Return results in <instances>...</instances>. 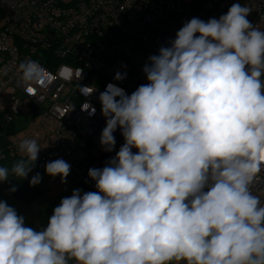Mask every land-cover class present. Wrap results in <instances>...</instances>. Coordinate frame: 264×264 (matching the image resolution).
Masks as SVG:
<instances>
[{
	"label": "clouds",
	"instance_id": "9594fccd",
	"mask_svg": "<svg viewBox=\"0 0 264 264\" xmlns=\"http://www.w3.org/2000/svg\"><path fill=\"white\" fill-rule=\"evenodd\" d=\"M251 11L233 3L219 18H191L148 57L147 83L131 94L106 86L100 144L112 152L117 129L124 143L88 170L96 191L74 189L39 230L0 200V264H264V199L253 193L264 182V30ZM19 68L25 82L38 75L31 61ZM41 149L22 140L0 183L28 178ZM70 170L63 159L45 165L62 183Z\"/></svg>",
	"mask_w": 264,
	"mask_h": 264
},
{
	"label": "built area",
	"instance_id": "2783aa9c",
	"mask_svg": "<svg viewBox=\"0 0 264 264\" xmlns=\"http://www.w3.org/2000/svg\"><path fill=\"white\" fill-rule=\"evenodd\" d=\"M233 3L251 8L247 19L264 30V0H0V136L8 138L3 154L22 156L18 144L36 139L42 148L37 162L63 159L71 166L65 183L96 190L88 170L104 167L124 143L117 129L114 150L102 148L106 121L99 94L109 84L131 94L147 83L142 69L148 57L186 21L219 18ZM29 61L38 75L25 82L19 65ZM78 86L96 91L86 96ZM85 102L96 109L94 116L81 110ZM51 181L62 183L59 176ZM253 193L264 199V182Z\"/></svg>",
	"mask_w": 264,
	"mask_h": 264
},
{
	"label": "rangeland",
	"instance_id": "374dc122",
	"mask_svg": "<svg viewBox=\"0 0 264 264\" xmlns=\"http://www.w3.org/2000/svg\"><path fill=\"white\" fill-rule=\"evenodd\" d=\"M40 175L42 180L37 186L41 189L42 194L30 204L13 195L6 186L7 182L0 183V200L6 201L8 205L17 210L19 215L24 216L28 227L34 225L38 230L41 227L47 226V221L42 213L44 207L53 210L60 203L61 199L65 196H70L74 189H80L82 192L91 190L77 181L67 183L51 181V177L45 173V168Z\"/></svg>",
	"mask_w": 264,
	"mask_h": 264
},
{
	"label": "trees",
	"instance_id": "16d2710c",
	"mask_svg": "<svg viewBox=\"0 0 264 264\" xmlns=\"http://www.w3.org/2000/svg\"><path fill=\"white\" fill-rule=\"evenodd\" d=\"M7 145H8V138L6 136H0V166H7L10 168L12 164L14 163V161L21 158L22 156L3 154L5 153ZM44 168H45L44 165L36 161L35 167L33 168V171L29 173L28 178L24 180H16L13 178L10 180V182H7L6 186L8 190L10 189V187L16 186L17 190L11 193L28 204L32 203L33 201L38 199V197H40V195L42 194V191L37 185L30 186L29 181L31 177L35 175L36 173L41 174ZM90 191H96V190L91 189ZM52 211L53 210H51L48 207L43 208L42 213L46 221H48V218L51 216ZM32 227L37 229V227H35L34 225ZM176 262L177 261H174L173 264H175Z\"/></svg>",
	"mask_w": 264,
	"mask_h": 264
},
{
	"label": "snow or ice",
	"instance_id": "6c2138e0",
	"mask_svg": "<svg viewBox=\"0 0 264 264\" xmlns=\"http://www.w3.org/2000/svg\"><path fill=\"white\" fill-rule=\"evenodd\" d=\"M29 91H31V89H29Z\"/></svg>",
	"mask_w": 264,
	"mask_h": 264
},
{
	"label": "crops",
	"instance_id": "0c3cea01",
	"mask_svg": "<svg viewBox=\"0 0 264 264\" xmlns=\"http://www.w3.org/2000/svg\"><path fill=\"white\" fill-rule=\"evenodd\" d=\"M73 264H74V262H73Z\"/></svg>",
	"mask_w": 264,
	"mask_h": 264
}]
</instances>
